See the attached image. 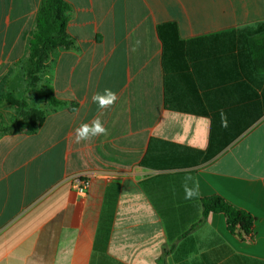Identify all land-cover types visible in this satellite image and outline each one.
<instances>
[{
  "label": "crops",
  "instance_id": "0c3cea01",
  "mask_svg": "<svg viewBox=\"0 0 264 264\" xmlns=\"http://www.w3.org/2000/svg\"><path fill=\"white\" fill-rule=\"evenodd\" d=\"M66 1L74 47L40 82L63 104L36 133L0 134V264H264V76L245 43L264 31V0ZM40 4L0 0V82ZM105 88L118 100L98 109ZM97 116L107 135L76 143ZM85 175L80 195L71 178ZM212 195L255 217L252 238L223 213L200 223Z\"/></svg>",
  "mask_w": 264,
  "mask_h": 264
},
{
  "label": "trees",
  "instance_id": "16d2710c",
  "mask_svg": "<svg viewBox=\"0 0 264 264\" xmlns=\"http://www.w3.org/2000/svg\"><path fill=\"white\" fill-rule=\"evenodd\" d=\"M70 9L66 0H41L34 29L28 39L26 57L21 63L28 89H36L49 106L46 109L33 108L29 107L25 100L9 96L10 103L16 108V117L21 120L29 133H36L49 113L63 104L53 92L39 88V84L41 74L51 64L53 54L59 49L68 50L74 47V41L67 32ZM245 43L248 50L247 61L255 73L264 76V31L251 34L246 38ZM246 117L248 118V114ZM1 118L0 115V121ZM249 122L247 121V125ZM16 129V124H13L11 128L1 131L0 134ZM227 134L228 131H218L213 124L211 146L213 139L219 138L224 142L222 148H225L233 139ZM202 206L203 218L200 223H203L211 213H223L229 231L242 240L253 237L256 219L251 213L235 208L219 195L203 197Z\"/></svg>",
  "mask_w": 264,
  "mask_h": 264
},
{
  "label": "rangeland",
  "instance_id": "374dc122",
  "mask_svg": "<svg viewBox=\"0 0 264 264\" xmlns=\"http://www.w3.org/2000/svg\"><path fill=\"white\" fill-rule=\"evenodd\" d=\"M245 35L252 32L251 29L242 30ZM41 87V83L39 84ZM39 92L36 89H28L24 74L21 70V65L14 68L12 73L5 80L0 82V132L11 128L13 124H16V128L21 124V120L16 117V108L10 103L9 96H13L16 99L25 100L29 107L38 108L41 107V101ZM31 97L32 102L29 100ZM43 98V97H42ZM33 105H31V104ZM33 107V108H34Z\"/></svg>",
  "mask_w": 264,
  "mask_h": 264
},
{
  "label": "clouds",
  "instance_id": "9594fccd",
  "mask_svg": "<svg viewBox=\"0 0 264 264\" xmlns=\"http://www.w3.org/2000/svg\"><path fill=\"white\" fill-rule=\"evenodd\" d=\"M140 41L137 40L136 44L131 49L132 51H136L139 47ZM118 100L117 94L110 88H105L103 92L94 93L92 96V102L97 104L98 109H106L115 105ZM75 111V109H74ZM226 126V120L224 121ZM108 129L104 127L103 122L97 116L90 123H81L75 129V142L80 143L82 141L91 140L100 135H107ZM188 179H191L190 177ZM186 198H191L195 196L197 193L194 189L187 187L185 185Z\"/></svg>",
  "mask_w": 264,
  "mask_h": 264
},
{
  "label": "built area",
  "instance_id": "2783aa9c",
  "mask_svg": "<svg viewBox=\"0 0 264 264\" xmlns=\"http://www.w3.org/2000/svg\"><path fill=\"white\" fill-rule=\"evenodd\" d=\"M72 187L80 194L85 195L91 185V178L90 176H73L71 178Z\"/></svg>",
  "mask_w": 264,
  "mask_h": 264
}]
</instances>
